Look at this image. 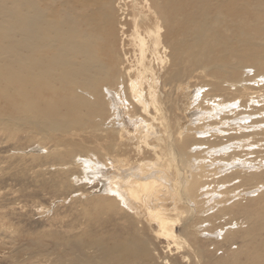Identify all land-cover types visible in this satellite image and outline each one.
Returning a JSON list of instances; mask_svg holds the SVG:
<instances>
[{
  "label": "bare ground",
  "instance_id": "obj_1",
  "mask_svg": "<svg viewBox=\"0 0 264 264\" xmlns=\"http://www.w3.org/2000/svg\"><path fill=\"white\" fill-rule=\"evenodd\" d=\"M244 67L253 75L235 72ZM254 89H264V0H0V130L61 133L72 147L49 155L55 177L68 180L75 161L99 187L103 229L114 228L52 242L61 264H264ZM214 126L228 137H196ZM230 138L240 143L217 149ZM159 239L181 260L162 256Z\"/></svg>",
  "mask_w": 264,
  "mask_h": 264
},
{
  "label": "rangeland",
  "instance_id": "obj_2",
  "mask_svg": "<svg viewBox=\"0 0 264 264\" xmlns=\"http://www.w3.org/2000/svg\"><path fill=\"white\" fill-rule=\"evenodd\" d=\"M236 65L235 67H238ZM252 67L249 69H246V67H244L245 69H235V72L243 77L251 76L253 75L251 70L254 72ZM226 69L228 72H234L229 67ZM233 72H231L232 76ZM205 73L203 75L197 72L196 74L199 76L195 77L201 78V80L203 78L209 80L213 76H208V73ZM260 76L263 75L261 74ZM201 80L196 81L201 82ZM253 80V85L257 87L255 81L257 79L253 78ZM254 90L258 91V94L264 98V89ZM199 97L202 99L201 95ZM199 97L198 102L200 101ZM197 105L192 103V106L196 107ZM258 118L259 116H257ZM257 125H263L261 128H264V121L258 122ZM28 129L32 128L29 126L20 130L17 129L16 133L18 134L15 133L14 136H9L3 128L0 130V264H61L57 261V254L48 248L52 247V242L53 244L57 241L61 243L65 241L66 237L74 238L76 234L93 228L97 229V232L94 231L95 233L104 231L105 237H107V234L113 232L114 228L108 229L109 226L103 229V226L108 223L109 217L106 215V208H100L94 202L99 192V187L97 183H86L83 178V170L73 166L75 161L70 160L63 166L68 168L69 171L71 170L68 180L55 177L58 176V170L55 167H50L49 155L52 157L51 152L56 149V153H58L59 150L63 151L71 148L72 145H70L68 138L61 136L62 139L68 140L67 144H62V140L59 139L61 133L54 134L51 132L50 134L49 132L42 134L38 133L36 129V131L33 130L34 132L30 133ZM217 129L220 131L218 126H214V129L211 130L208 127L199 128L197 130L199 135L197 134L196 137L201 139L200 134L202 132L205 133L207 130L209 133H205L206 135L203 138H207L206 136H211L213 133L215 136H221L222 134L221 137H228L226 130L219 132ZM259 129H256V131H260ZM75 138L76 141L84 139L81 143H83L85 149L86 147H93L92 141L94 139H86L84 135H76ZM86 142L88 144L85 145ZM127 142L129 147L126 145ZM127 142L123 146L132 149L130 145L132 141ZM230 143H240V140L227 139L226 142L218 145L219 148L214 146L212 150L215 148L222 149ZM37 146L42 150L35 149ZM203 147L202 149H204ZM229 151L226 150L224 152ZM131 154L132 157L136 156L134 159H138L139 155L136 154V151L131 150ZM150 154L151 152L147 154L149 160L154 158ZM255 156L253 155L250 159L259 161L262 159L261 157L255 158ZM237 167L239 169V166ZM77 174L81 175L78 176ZM263 194L264 192L260 196ZM258 195H252L251 197L241 196L239 199L238 196H235L230 201L238 200L242 205H245L250 202V199L257 198ZM99 225L100 227L98 228ZM178 230L180 231V227H178ZM94 232L92 231V235H94ZM92 235L90 234V236ZM36 240L46 241V246L44 248L37 246L39 244ZM166 240L159 239L156 241L160 254L162 256L168 254L171 258L179 256L178 260H181V254L177 252L176 244H172L173 246L171 245L169 248ZM215 252L217 256H220L221 251Z\"/></svg>",
  "mask_w": 264,
  "mask_h": 264
}]
</instances>
